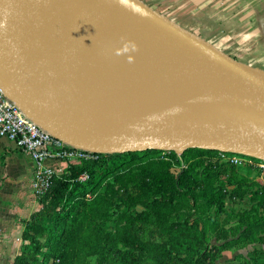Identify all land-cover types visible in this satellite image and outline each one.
<instances>
[{"label": "water", "instance_id": "obj_1", "mask_svg": "<svg viewBox=\"0 0 264 264\" xmlns=\"http://www.w3.org/2000/svg\"><path fill=\"white\" fill-rule=\"evenodd\" d=\"M77 22L98 31L93 60L139 57L144 72L163 77L164 93L152 99L137 87H101L97 69L60 63L57 52L50 58L43 33ZM0 89L54 137L95 154L195 149L264 162V73L138 0H0Z\"/></svg>", "mask_w": 264, "mask_h": 264}, {"label": "rangeland", "instance_id": "obj_2", "mask_svg": "<svg viewBox=\"0 0 264 264\" xmlns=\"http://www.w3.org/2000/svg\"><path fill=\"white\" fill-rule=\"evenodd\" d=\"M203 152L154 153L104 177L75 208L79 217L61 220L67 255L57 264H264V176ZM72 163L56 168L58 180ZM169 176L193 187L195 205L153 203Z\"/></svg>", "mask_w": 264, "mask_h": 264}, {"label": "crops", "instance_id": "obj_3", "mask_svg": "<svg viewBox=\"0 0 264 264\" xmlns=\"http://www.w3.org/2000/svg\"><path fill=\"white\" fill-rule=\"evenodd\" d=\"M140 1L232 60L264 73V0ZM49 164L58 168L63 162ZM33 176L31 156L0 138V264H16L26 225L42 208L33 194Z\"/></svg>", "mask_w": 264, "mask_h": 264}, {"label": "trees", "instance_id": "obj_4", "mask_svg": "<svg viewBox=\"0 0 264 264\" xmlns=\"http://www.w3.org/2000/svg\"><path fill=\"white\" fill-rule=\"evenodd\" d=\"M160 152L162 151L103 153L98 154V159L92 162H73L69 169V175L62 180L55 178L48 195L39 200L42 208L26 225L27 240L22 246V253L16 259V264H57L60 258L67 255L64 244L65 225L60 223L61 220L67 219L71 215L77 219L79 217L75 212L77 205L87 199L88 194L92 195L99 182L114 170L126 163L136 162V160L139 161V165H143L144 159ZM192 152L203 151L191 149L185 154ZM172 154L178 156L179 159L184 158V155ZM84 173L89 175V180L81 182L78 179ZM183 181L184 177L177 181L176 178L169 176L160 186L161 197L153 203L164 206L173 200H186L195 205L198 199L193 193V187H185ZM50 208H52V213L49 216ZM126 247H132L129 240ZM180 248L185 250L184 245ZM168 255L170 257V253ZM172 259L177 261L180 257L176 259L172 256Z\"/></svg>", "mask_w": 264, "mask_h": 264}, {"label": "built area", "instance_id": "obj_5", "mask_svg": "<svg viewBox=\"0 0 264 264\" xmlns=\"http://www.w3.org/2000/svg\"><path fill=\"white\" fill-rule=\"evenodd\" d=\"M0 138L14 142L19 149L31 156L34 162L32 189L37 200L48 195L57 177L56 168L50 165L49 161L69 163L92 162L98 159V154L71 147L41 128L26 116L19 106L9 100L1 89ZM219 155L236 166H254L264 176V162L235 155ZM78 180L86 182L89 180V175L84 173ZM90 196L91 194H88L87 198Z\"/></svg>", "mask_w": 264, "mask_h": 264}, {"label": "bare ground", "instance_id": "obj_6", "mask_svg": "<svg viewBox=\"0 0 264 264\" xmlns=\"http://www.w3.org/2000/svg\"><path fill=\"white\" fill-rule=\"evenodd\" d=\"M89 22H77L70 26L57 29L46 30L43 35L47 40V54L53 57L52 52H57V56H62L64 59L73 58L80 60L85 71L89 69H97V74L100 76V84L98 86H119V87H137L142 89L149 97L155 99L161 96L164 91L157 87L162 76L158 74L146 73L142 70L144 61L139 57L127 56L126 54H114L109 52L105 56L108 63L93 60L97 53L98 34L96 30L90 28ZM96 48L94 52H89L90 49ZM52 48L51 50H49ZM35 55L42 68L49 69L43 64V57H46V51L40 48L36 43L33 45ZM80 86L79 84H76Z\"/></svg>", "mask_w": 264, "mask_h": 264}]
</instances>
